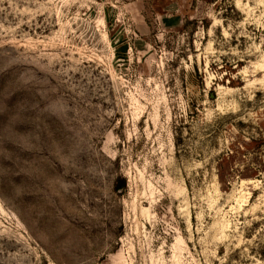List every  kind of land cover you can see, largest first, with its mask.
Wrapping results in <instances>:
<instances>
[{"label":"rangeland","instance_id":"obj_1","mask_svg":"<svg viewBox=\"0 0 264 264\" xmlns=\"http://www.w3.org/2000/svg\"><path fill=\"white\" fill-rule=\"evenodd\" d=\"M0 264H264V0H0Z\"/></svg>","mask_w":264,"mask_h":264}]
</instances>
